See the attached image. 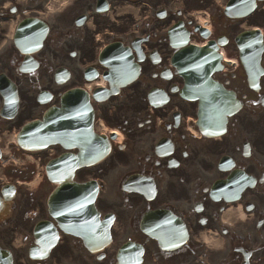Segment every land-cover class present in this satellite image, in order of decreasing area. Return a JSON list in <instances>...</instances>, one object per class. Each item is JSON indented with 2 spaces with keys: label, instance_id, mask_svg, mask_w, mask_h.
<instances>
[{
  "label": "flooded vegetation",
  "instance_id": "1",
  "mask_svg": "<svg viewBox=\"0 0 264 264\" xmlns=\"http://www.w3.org/2000/svg\"><path fill=\"white\" fill-rule=\"evenodd\" d=\"M97 1L72 0L67 11L61 15V25L55 35H58V44L62 51L69 59L82 62L92 58L96 41L99 38L106 40L107 34L115 36L119 33L126 36L129 42L141 40V55L132 52L134 61L138 60L140 66L138 83L132 86L133 90L128 95H133L132 92L139 90L145 99L148 90L159 89L167 99L165 105L157 108L158 111L154 115L143 113L148 105L146 101L143 110L135 107L131 115L117 122L114 117H109V114L115 111L111 100L92 104L94 117L102 111L103 116L107 118L104 123L107 126H115L121 134L123 133L124 142L119 147H113L104 162L92 166L89 171H83L78 181L95 178L104 184L103 179L112 177L111 173L118 172L119 167L127 170V175L138 173L145 178L144 195L124 193L118 196L111 191L96 201L95 206L102 215H113L110 229L111 244L115 246L110 250L116 252L121 245L118 238L131 236L132 241L140 243L144 248L145 259L142 264H206V260L208 264H213L216 259L215 264H241L245 256L247 264H264V2L258 3L254 13L245 19H227L215 14L211 21V34L208 38L218 41L221 36L225 37V49L234 46L231 42L233 36L244 29L260 30V66L263 74L259 77L255 89H252L240 64L230 72L224 71L226 65L222 64L221 71L212 76L223 88L235 94V98L241 103V109L228 118L224 135L214 139L206 137V140L201 141L195 138L185 120L187 114H194L196 104L180 98L178 89L182 87L183 81L170 63L174 50L169 45L167 29L175 23L172 21L184 17V14L172 10L170 14L166 12L163 19H158L157 11L161 8L167 10L168 0H163V3L167 1L164 5L156 4L158 0H106L110 14L105 17V14L94 12ZM200 1L202 4L203 0ZM80 14L86 15L87 19L92 18L82 25H76L74 20ZM183 23L188 31L193 29L194 23L191 19L185 17ZM189 39L201 40L198 31H190ZM234 48L238 54L236 47ZM227 53L229 54L228 51ZM227 53L225 51V55ZM16 60V57L11 58L12 62ZM73 70L78 71V66L75 65ZM142 94L138 97L139 103L143 101ZM22 97L25 103L18 115L20 120L38 113L36 106L33 108L29 103L28 88L22 90ZM173 112L181 114L176 122ZM162 137L168 140V146L162 149V152H166L164 154L156 151L158 139ZM200 143H203L204 147H199ZM200 154L206 156V161L202 159L204 167L200 165L198 168L196 158ZM221 156L230 157L234 164L233 169L245 172L253 178L255 184L240 196L239 203L244 214L243 225L227 231L226 241L218 254L203 252L197 245L187 243L163 258L156 248H151L149 239L140 231L142 219L156 209L169 207L184 221L190 234L196 233L201 227L200 219H203L204 225L208 227L217 224L224 204L211 202L203 191L215 169L213 161ZM196 170L206 171V184L195 183ZM221 173L223 174L214 178L225 177L229 170ZM32 201L31 216L27 213L31 219L35 214L46 211V203L44 202L43 207L42 198L37 197L36 201ZM196 208H199L200 212H197ZM76 245L84 250L79 240ZM107 259L104 255L102 261L87 263L111 264Z\"/></svg>",
  "mask_w": 264,
  "mask_h": 264
},
{
  "label": "rangeland",
  "instance_id": "2",
  "mask_svg": "<svg viewBox=\"0 0 264 264\" xmlns=\"http://www.w3.org/2000/svg\"><path fill=\"white\" fill-rule=\"evenodd\" d=\"M166 2L163 3V0H158L155 3L156 4H160L161 3L162 5H164ZM179 3H180V1H179ZM181 4L184 7H187L188 10H191V9L195 10V9H199V7H198L199 5L198 4H200V2L198 3V0H194V1L193 0H183V3H181ZM207 4H208V1L207 0H203L202 4L200 5V7H204ZM211 11H212V9H211ZM194 14L197 15V16L199 15L197 13H194ZM201 16L203 17V15H201ZM52 50H54V49H52ZM52 50L51 49H44L41 53L45 54V52H46V54H47L50 51L52 52ZM11 51H12V49H11ZM41 53L39 54V57H41ZM51 55H50V57H51ZM3 56H4L3 60L6 61V57L8 55H3ZM1 58H2V56H1ZM55 58H56V63H59V61H60V59L62 57L60 55V56H56ZM53 63L55 64V62H53ZM11 67L12 66H10L8 63H6L3 68H5L7 70L9 69V71L11 72L12 71ZM50 78H51L50 76L45 75L44 72L39 69V70H36L33 73V75L31 77H29V78L19 77L16 80H17L18 83L25 84L24 87H26L28 85L29 86V94L35 95L38 90L43 88V86L44 87L47 86L46 83H51ZM123 100H126V98H123ZM119 102H120V104L124 103L123 101H119ZM24 103L25 102H23V105H24ZM40 110H42V108H40ZM131 110H132V107L130 109L126 108V109L118 110L116 118L117 119L127 118L128 115H131L130 114ZM6 126H7V122H5V121L0 122V131H3L4 129H6ZM0 136H1V138H0V142L1 143L0 144L4 148L6 142L9 141V136H2V135H0ZM10 146H12V144H10ZM5 174L7 175V177H11V179H19V180H22V181H30V180H32V177H31V174L29 172V168L28 167L24 168V170H19V169L8 170V172L5 173ZM23 187H25V186L20 187L21 188L20 189L21 194H23L25 192ZM18 198H19V194H18ZM19 199H21V197ZM24 235H26V231L21 230V229L16 231V236L14 238L17 239V242H16L17 246L21 243V238ZM12 253L14 254V257L17 255L20 258L19 261L16 264H35V263L31 262L27 258V252H26V248L25 247L21 248V249L16 247L15 249L12 250ZM68 258H69V256H67L65 260L63 259V260L59 261L57 264H69L70 262H66V261H68ZM80 258H81L80 256L77 257L78 262H79Z\"/></svg>",
  "mask_w": 264,
  "mask_h": 264
},
{
  "label": "water",
  "instance_id": "3",
  "mask_svg": "<svg viewBox=\"0 0 264 264\" xmlns=\"http://www.w3.org/2000/svg\"><path fill=\"white\" fill-rule=\"evenodd\" d=\"M32 22L35 24L39 23L36 20H32ZM22 27H24V24L22 25ZM57 114H60V116H61L62 111H60L59 109H56V108H52L51 110H49L44 115L43 121H35V122H32L31 124H27L17 136L18 144L23 148H31V149L32 148H39V146L42 147V146H44V144H46L48 142L60 143L61 145L66 146L65 143L68 142V139H67V137H64L63 135H61V130L58 126L59 121H60V117H57L56 116ZM89 116L87 118H89ZM49 120H51L50 134H48L47 127H46V126H48ZM54 126H56V127H54ZM73 140L75 142L79 143L80 145H82V143L79 142L77 140V138H74ZM38 143H40V145H38ZM82 158H83L82 155H79L78 157L77 156L72 157L71 170L76 166V164L79 163V161ZM51 164H53V165H51L53 168L58 167L62 164V160L56 159V160L52 161ZM69 173H70V171H69ZM66 178L68 179L67 176H66ZM74 233H77V232H74ZM77 234H79V233H77ZM91 236L92 235H90L88 237H91ZM83 237H85V236H83ZM98 238L97 239L100 243L105 242L107 239V233L104 231H101L98 235ZM0 255L3 258H6L7 263L10 264V257L7 253L0 251Z\"/></svg>",
  "mask_w": 264,
  "mask_h": 264
}]
</instances>
